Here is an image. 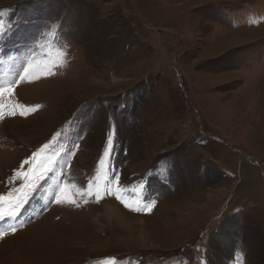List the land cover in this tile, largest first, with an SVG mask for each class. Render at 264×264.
Segmentation results:
<instances>
[{"label": "rangeland", "instance_id": "1", "mask_svg": "<svg viewBox=\"0 0 264 264\" xmlns=\"http://www.w3.org/2000/svg\"><path fill=\"white\" fill-rule=\"evenodd\" d=\"M8 87L0 264H264V0H0Z\"/></svg>", "mask_w": 264, "mask_h": 264}, {"label": "crops", "instance_id": "2", "mask_svg": "<svg viewBox=\"0 0 264 264\" xmlns=\"http://www.w3.org/2000/svg\"><path fill=\"white\" fill-rule=\"evenodd\" d=\"M203 112V111H202ZM202 114V113H201ZM204 114V113H203ZM205 115V114H204ZM203 116V115H202ZM201 131H203V130H201ZM208 137H209V135H208ZM214 139H216L219 143H221V144H223V145H225V146H227V147H230L232 150H233V153L234 154H237V153H241V148L239 147V146H236V145H232L231 144V142H229L227 139H226V137L225 136H215L214 137ZM201 144H203V143H201ZM201 144H198V146L199 145H201ZM229 148V149H230ZM243 158V157H242ZM247 163H249L252 167H256V168H259L260 170H261V172H262V179H263V181H264V170H263V167H262V163H261V159L259 158V157H256V156H254L253 154H250V153H248V152H244V158H243ZM150 169H152V168H150ZM149 169V170H150ZM147 170V169H146ZM257 170V169H256ZM229 198H231V194H229V196H227V198L225 199V201L226 200H228ZM230 200V199H229ZM145 205H147V204H145Z\"/></svg>", "mask_w": 264, "mask_h": 264}, {"label": "bare ground", "instance_id": "3", "mask_svg": "<svg viewBox=\"0 0 264 264\" xmlns=\"http://www.w3.org/2000/svg\"><path fill=\"white\" fill-rule=\"evenodd\" d=\"M252 113V112H251ZM251 116H254L253 114H250ZM243 131L245 132V129L242 128ZM241 133V135H239V138L237 139V141L241 142V138L244 136L245 133ZM122 211L118 208V207H114V205H107L105 206V213H107V216H109L110 218L113 219V221H116L120 226L123 227V229H125L127 231V216L123 213H121ZM124 231V234L125 232ZM129 231V230H128Z\"/></svg>", "mask_w": 264, "mask_h": 264}, {"label": "snow or ice", "instance_id": "4", "mask_svg": "<svg viewBox=\"0 0 264 264\" xmlns=\"http://www.w3.org/2000/svg\"><path fill=\"white\" fill-rule=\"evenodd\" d=\"M29 67H31V65H29ZM27 73H28V68H25L24 69V75L26 76ZM20 79H24V76H21ZM12 91H13L12 87H8V88H5V89H0V94H4V93L11 94ZM0 107H3V106H0ZM21 114H23V112ZM109 143H111V140H109ZM97 195H99V194L97 193ZM7 199H9L8 196H0V200H7ZM57 202H60L59 199L57 200ZM16 207L17 206L14 205L13 206V210L11 212L0 211V219H4L7 216L15 215V208ZM149 210H151L150 207H149ZM13 231H14V229H13Z\"/></svg>", "mask_w": 264, "mask_h": 264}, {"label": "trees", "instance_id": "5", "mask_svg": "<svg viewBox=\"0 0 264 264\" xmlns=\"http://www.w3.org/2000/svg\"><path fill=\"white\" fill-rule=\"evenodd\" d=\"M118 145H119V143H118Z\"/></svg>", "mask_w": 264, "mask_h": 264}]
</instances>
